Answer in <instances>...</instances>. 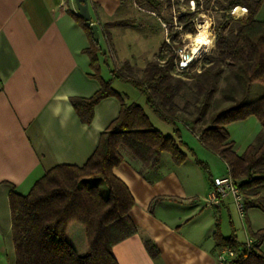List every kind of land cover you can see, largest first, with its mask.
Masks as SVG:
<instances>
[{
    "label": "trees",
    "instance_id": "1",
    "mask_svg": "<svg viewBox=\"0 0 264 264\" xmlns=\"http://www.w3.org/2000/svg\"><path fill=\"white\" fill-rule=\"evenodd\" d=\"M189 1H194L197 11L179 12L176 19L182 31L195 34L194 19L199 13L200 0H184L186 4ZM203 1L206 8L214 12L215 43L200 60L199 71L194 70L197 61H192L187 71L175 73V62L179 58L175 50L181 49L182 43L163 41L139 78L121 74L124 68L132 73L128 62L122 69H111V74L132 84L162 120L174 126L177 120L183 121L197 135L200 144L227 165L229 175L240 181L242 193L246 187H264V21L255 18L264 0ZM164 2L171 7L170 0ZM239 6L246 9L245 16L232 17L230 12ZM147 7L151 12L157 11L150 5ZM74 18L88 38L85 52L99 84L90 97L71 98L78 119L89 124L96 104L111 96L119 100L120 109L117 117L100 132L95 150L83 165L54 166L27 194L9 192L15 264H118L112 254L113 246L136 231L129 217L133 197L127 185L114 174V169L123 161L119 147H126L144 167L156 166L163 152H167L176 165L186 158L174 137L151 128L140 105L123 100L111 85L112 77L108 80L100 77L99 56L103 53L99 40L81 16L74 15ZM129 24L125 19L107 22L99 33H104L109 40V28ZM252 83L262 86L263 95L244 103V95ZM179 100L183 101L182 106ZM250 116L258 120L261 131L255 141L238 154L227 126ZM196 125L198 128L194 131ZM174 131L178 133L176 126ZM90 178L104 182L106 195L95 184H82ZM159 199L155 198L153 203ZM251 238L254 249L240 256L236 264H264V253L258 250L264 229L252 232ZM214 240L215 247L238 249L243 245L233 235L221 237L218 229ZM144 243L149 255L157 256L153 242L146 239Z\"/></svg>",
    "mask_w": 264,
    "mask_h": 264
},
{
    "label": "crops",
    "instance_id": "2",
    "mask_svg": "<svg viewBox=\"0 0 264 264\" xmlns=\"http://www.w3.org/2000/svg\"><path fill=\"white\" fill-rule=\"evenodd\" d=\"M127 1L130 6L123 9ZM88 8L99 31L104 23L130 18L136 10L151 13L162 28L160 16L132 0H88ZM263 8L264 1L255 15L257 20L264 21L260 18ZM74 15H79L74 0H0V261L9 264H15L9 192L27 194L54 166L83 165L95 150L100 132L120 109L116 97L104 98L94 107L89 124L80 122L74 111L72 97H90L99 88L85 52L88 38ZM116 28L119 27L108 29L109 40L100 34V39L107 42L108 52L101 47L99 62L105 60L107 68L109 61L114 63L111 30ZM132 62L136 63L133 59ZM252 84L246 90L244 103L263 95V89ZM245 122L257 130L256 134H249L248 144L261 131L253 116L230 123L227 131L238 154L243 151L238 152L230 128L244 126ZM193 136L198 140L194 132ZM197 148L209 153L201 144ZM167 154L163 152L154 167L123 158L114 169L133 197L129 217L136 227L134 234L112 248L118 264H214L216 229L221 237L233 235L242 244L252 232L264 229V187H246L242 191L245 209L241 217L231 195L218 205L208 202L214 180L229 174L225 163L221 170L214 167L206 188L197 189L184 162L176 165ZM230 207L237 212V225L230 217L225 222L228 230H224L216 212L224 209L230 215ZM146 239L157 248V256L151 257L147 252ZM258 250L264 253V238Z\"/></svg>",
    "mask_w": 264,
    "mask_h": 264
},
{
    "label": "rangeland",
    "instance_id": "3",
    "mask_svg": "<svg viewBox=\"0 0 264 264\" xmlns=\"http://www.w3.org/2000/svg\"><path fill=\"white\" fill-rule=\"evenodd\" d=\"M137 2L140 6H143L145 10H148L150 5L157 9L154 12L157 16H160L163 22H161V27L156 22V17L151 16V13L148 12H140L136 10L130 13V18L128 20L133 25L131 26H123L116 29L111 30V38H112V46L114 51V60L113 65L112 62L109 61V68H107L106 64L101 60L100 66L101 71L99 73L106 80L111 77L109 69H122L123 64L125 62H132V59L136 63H129L132 66V73H129L125 68L121 70V74L125 76H129L130 78L137 79L141 76L144 64L151 60L153 57V53L157 50L159 44L163 41L166 43L174 44L177 41L182 43V49H185L183 54L191 53V38L197 33L198 29H202L207 31L208 33V45L205 50L195 57L194 61H197V65L195 66V71L200 69L201 64L200 60L206 54H208L214 47L215 43V35L213 32V15L214 12L210 10V8H206L203 0L199 1L198 6V14L194 19V31L195 34L189 31H182L180 29V25L176 17L179 16V12H185L187 10L197 11L195 7L194 1H189L188 4L184 2V0H170L172 3L171 7H168L164 0H132ZM177 1L178 3H176ZM130 1H127L124 5L126 7L130 6ZM212 3L210 4V6ZM244 7H237L230 12L232 17H242L246 14L245 12L238 11L239 9ZM237 10V11H236ZM149 11V10H148ZM260 18H264V8L260 14ZM132 20V21H131ZM131 23V24H132ZM163 24L166 25V29H164ZM163 29V30H162ZM214 37V39H213ZM214 40V42L212 41ZM174 41V42H173ZM100 47L108 52L107 42L101 37L99 40ZM191 48V49H190ZM112 52H109V55ZM108 55V56H109ZM111 58V57H110ZM128 60V61H127ZM104 64V65H103ZM197 69V70H196ZM193 71V70H190ZM192 73V72H191ZM188 78V77H187ZM191 79V77H189ZM252 85L259 87L261 90V85L259 83H253ZM112 87L117 91L123 100L126 103H135L140 105L150 124L151 128H154L165 135H171L175 138L180 150L186 155L183 167L188 175L194 178L195 186L197 189L206 188L209 182V179L212 175H214V167H217V170H221L225 168L224 162L220 158H216L211 152H205L204 150H198L197 145H200V142L196 140L193 136V132L187 125L183 123L181 120H177L175 122V126L178 129V133L175 134V126L170 124L164 120H162L147 104L145 97L136 90V88L128 83L124 82L119 78L112 77ZM251 98L254 95H250ZM179 105L182 106L183 101H178ZM200 123V122H199ZM244 126H231V135L235 141L236 148L238 152H242L246 145L250 142V138L253 134H256L257 130L253 127L249 122H245ZM243 127V128H242ZM253 127V128H252ZM198 125L194 126V131L197 130ZM251 134V136L249 135ZM119 151L122 154L123 158L126 160L133 159L134 163L139 164L140 162L132 157L128 149L124 146L119 147ZM203 151V152H201ZM168 155V154H167ZM169 157V156H167ZM170 159V158H168ZM140 165V164H139ZM227 175V172L224 174ZM82 184L91 185L95 184L98 186L100 192L103 195L107 193V187L104 182L100 178H90L82 181ZM175 205V204H172ZM183 207H186L183 206ZM215 210L216 207L212 206ZM236 212V210H235ZM233 209L229 208V214L227 210L221 209L216 212L222 219V223L224 225V230H228V224L225 223L231 217V219L236 222L237 225V212L235 213ZM11 252L9 253V257H11ZM215 259V258H214ZM217 260L215 259L214 264H217ZM0 264H9L8 261H0Z\"/></svg>",
    "mask_w": 264,
    "mask_h": 264
},
{
    "label": "built area",
    "instance_id": "4",
    "mask_svg": "<svg viewBox=\"0 0 264 264\" xmlns=\"http://www.w3.org/2000/svg\"><path fill=\"white\" fill-rule=\"evenodd\" d=\"M163 26L164 29H166V25L163 24ZM175 51L178 52L179 58L175 62L174 72L178 74L187 71L194 60L189 61L187 59L188 54H183L185 49L181 48ZM239 186L240 181L233 179L229 174L216 178L210 190V196L208 199L209 204L218 205L226 196L231 195L234 199L239 215L243 217L244 199ZM252 249H254L253 239L247 237L243 245L238 247V249L230 246L216 247L215 258L218 264H236V261L240 256L249 254Z\"/></svg>",
    "mask_w": 264,
    "mask_h": 264
},
{
    "label": "bare ground",
    "instance_id": "5",
    "mask_svg": "<svg viewBox=\"0 0 264 264\" xmlns=\"http://www.w3.org/2000/svg\"><path fill=\"white\" fill-rule=\"evenodd\" d=\"M237 11V10H236ZM240 12H245L244 8L239 9ZM208 45V33L202 29H198L195 36L191 38V53L187 55L189 61L194 60L198 54L202 51H206L205 48Z\"/></svg>",
    "mask_w": 264,
    "mask_h": 264
},
{
    "label": "water",
    "instance_id": "6",
    "mask_svg": "<svg viewBox=\"0 0 264 264\" xmlns=\"http://www.w3.org/2000/svg\"><path fill=\"white\" fill-rule=\"evenodd\" d=\"M78 14L89 24L95 39H100L99 29L96 23L92 22L91 15L88 8V0H74Z\"/></svg>",
    "mask_w": 264,
    "mask_h": 264
}]
</instances>
